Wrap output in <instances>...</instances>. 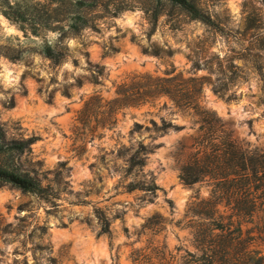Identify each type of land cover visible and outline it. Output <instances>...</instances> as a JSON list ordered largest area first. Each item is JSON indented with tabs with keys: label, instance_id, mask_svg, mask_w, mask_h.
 Returning <instances> with one entry per match:
<instances>
[{
	"label": "rangeland",
	"instance_id": "obj_1",
	"mask_svg": "<svg viewBox=\"0 0 264 264\" xmlns=\"http://www.w3.org/2000/svg\"><path fill=\"white\" fill-rule=\"evenodd\" d=\"M194 1L223 32L167 0H0V125L5 139H35L30 153L5 152L0 162L47 191L0 184V264H34L36 245L59 264L190 260L195 197L211 188L181 183L199 121L173 102L213 114L241 147H264V42L246 29L264 27V0ZM44 46L62 54L59 65ZM162 120L179 128L156 134ZM139 144L151 151L127 177ZM134 179L153 181L156 196L127 193ZM217 210V224L239 227L224 204ZM96 212L109 219L110 238L97 235ZM257 220L236 234L255 239ZM252 250L264 255V242Z\"/></svg>",
	"mask_w": 264,
	"mask_h": 264
},
{
	"label": "trees",
	"instance_id": "obj_2",
	"mask_svg": "<svg viewBox=\"0 0 264 264\" xmlns=\"http://www.w3.org/2000/svg\"><path fill=\"white\" fill-rule=\"evenodd\" d=\"M163 0H156L157 3ZM172 6L183 11L191 21L200 22L216 32H223L213 19L201 11L194 0H167ZM157 20V14H154ZM247 30H253L252 35L264 42V27L248 26ZM42 54L53 64L59 65L62 54L44 46ZM170 56L168 51L165 52ZM152 87V86H151ZM158 86H154L152 93L158 94ZM173 108L180 112L187 109L194 110L199 121L198 136L193 140L191 153L180 167L179 178L181 183L188 188L206 181L211 188L207 199H200L192 216L197 219L198 230L192 234L194 239L193 249L195 253L188 255L190 260L184 264H264V255L252 250L255 241L264 242V147L255 149L241 147L232 140L230 132L221 121L211 113L200 111L196 103L173 102ZM156 134L167 133L170 129L179 128L165 120L161 125L152 123ZM136 128L141 125L135 124ZM5 130L0 125V155L5 152L23 155L31 152L30 145L34 142L32 136L18 139H5ZM149 147L139 144L138 150L128 157L126 161V176L136 178L145 166ZM0 184H8L23 192H29L36 196H46L47 191L28 174H19L3 166L0 162ZM124 190L131 193L135 190L144 192L152 200L156 196L158 186L151 180H130ZM224 204L230 211L227 220L236 219L240 222L235 231H230L232 226L228 223L217 224L215 218L218 215L217 206ZM260 217L257 218V215ZM98 232L97 235H105L110 238V221L103 214L96 212ZM219 219L221 216L218 217ZM258 219L254 230L258 237L237 235L242 223H252ZM38 258L34 257V264H40V258H44L46 264H59L56 258L47 255L48 247L36 245ZM45 253V255H43ZM22 264H27L26 260Z\"/></svg>",
	"mask_w": 264,
	"mask_h": 264
}]
</instances>
